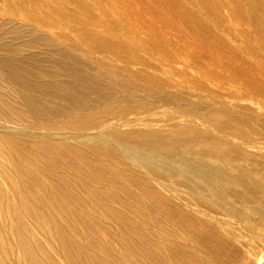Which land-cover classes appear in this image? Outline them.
<instances>
[{"label": "bare ground", "instance_id": "obj_1", "mask_svg": "<svg viewBox=\"0 0 264 264\" xmlns=\"http://www.w3.org/2000/svg\"><path fill=\"white\" fill-rule=\"evenodd\" d=\"M178 1L227 73L126 0L0 1V264H264V0Z\"/></svg>", "mask_w": 264, "mask_h": 264}, {"label": "rangeland", "instance_id": "obj_2", "mask_svg": "<svg viewBox=\"0 0 264 264\" xmlns=\"http://www.w3.org/2000/svg\"><path fill=\"white\" fill-rule=\"evenodd\" d=\"M160 1L163 7L162 10H158L155 7H151L148 9L142 6V8H140L138 2L134 0H126L125 5L118 3L117 6L121 13L124 12L128 16L129 20L127 21V23L130 26L136 27L137 29L145 32L147 35H154L160 41L176 45L178 50L192 56L193 58H198L199 61L202 60L203 62H206L205 66L208 71H212L214 74H217V77L221 75L220 72H224V74L227 73V69L223 67L222 61L230 55V51L224 53L222 50H220V52L218 50V44L209 46L199 41H181L177 39L172 25L171 15L175 14V17L181 20H186L185 15L181 12L180 3L178 0ZM243 28L245 29V31H248L246 29H249L246 25L243 26ZM213 31H216V28H213ZM226 38L229 37L226 36ZM195 65L197 66L195 67L196 69H201V64L199 62ZM219 68L222 70H220ZM219 90H221V88H219ZM242 113V116H244L245 114L246 117L249 116L248 111L246 110H242ZM250 138L253 142L260 141L264 144L263 133H261V135H256V137L254 135Z\"/></svg>", "mask_w": 264, "mask_h": 264}]
</instances>
